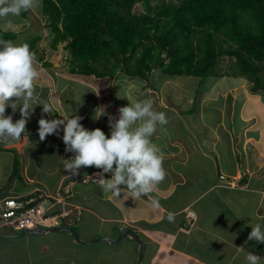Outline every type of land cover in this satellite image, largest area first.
<instances>
[{"label":"crops","instance_id":"0c3cea01","mask_svg":"<svg viewBox=\"0 0 264 264\" xmlns=\"http://www.w3.org/2000/svg\"><path fill=\"white\" fill-rule=\"evenodd\" d=\"M8 24L19 27L14 20ZM2 29L11 31L6 29L5 26ZM37 45L41 49L40 41ZM44 59L39 62L36 56V69L37 63L41 66ZM61 85L60 89L66 87L68 83L63 81ZM196 85L193 86L192 100L186 103L182 100L181 103L184 106L181 107V110L190 108L192 103L195 102V111L191 115H196L197 118L195 120L190 118L191 123L187 125L189 121L178 120L175 122L172 116L168 115V123L162 128L160 127L161 129H158L152 137L153 142L164 153L163 164L168 165H164L165 170L174 173L170 177L166 172L165 179L155 186L157 189L160 187L159 190H161L158 197L149 194L145 196L147 200L145 198H140L141 200L131 198L132 201H129L131 207L121 209L118 206L120 199L112 197V208L101 216L100 211L98 212L97 209L82 202L84 194L78 182L82 181L87 185L90 184L83 181L84 176L95 171L99 173V169L81 167L78 174L73 176L65 169H61L62 163H66L67 159L65 155L60 157L57 152L54 160L47 162L44 168L47 175H49V181L47 182L38 175L40 166L45 163L41 157L33 155L26 149L28 147L26 145L17 144L13 147H6L0 141V198L24 196L31 193L40 194L47 198L51 197L54 202H57L56 204L65 206L63 211L71 212L72 221L64 226L72 229L73 225L81 226L86 218L101 220L104 227H106L103 230L98 229L89 233L77 231L82 240L100 236L115 238L119 228L130 227L143 240L142 257L139 264L145 258L157 263L156 258L158 257L162 258L165 264H168L166 262L170 260H173L170 264H246L245 257L250 251L264 257V246L262 244H252L254 241L246 242L250 233L248 222L253 223L252 218H258L260 224L264 221V142L262 141L264 140L262 138L264 137V124L261 123V106L259 107L256 104L250 107V95L248 94V97H246L247 95L241 90L238 92L240 97L237 93L238 97L233 99L235 101L231 100L230 103H227L230 113L226 116L225 103L222 102L220 107L214 106L215 98H212L213 100H210L207 104L200 105V98L207 92L209 87L206 88L203 85L200 91L201 95L196 98L197 100L194 99L198 91ZM41 88H37L39 95L40 93L43 95L44 90ZM57 88L59 89L58 86ZM225 91H227V88L222 92ZM219 92V88L214 91L210 90L208 96L212 94L218 96ZM40 98L43 97L40 95ZM46 100L45 97L44 101ZM237 103L241 104L240 112H237L238 115L234 111ZM65 105H67L66 109L69 102H65ZM56 107L65 116L71 117L74 115H69L72 112L69 114L64 112L62 106ZM215 109H217V113L213 112ZM11 112L12 110L9 107L6 109L5 114H11ZM233 114H235V117L232 116ZM83 115L81 116L83 117ZM37 117L38 114L35 109L30 120L36 121ZM169 120L171 123H169ZM239 121H241L240 127ZM87 125L89 126L88 122ZM88 126L87 129H89ZM165 127L170 128V130H165ZM247 133L251 134L247 136ZM62 135L63 133H60L57 137L61 139ZM252 142L257 143L254 145ZM192 147H195L197 151L195 152ZM186 148H188V151H185L184 154L182 150H186ZM13 149L18 153V176H13L14 165L12 167L5 166V173L2 171L3 166H1L6 163L5 157L8 159L10 154L15 159ZM194 154L196 156H193ZM74 155L75 153H73V158ZM54 161L55 165H53ZM170 161L173 164L180 161V164L185 165V167L176 168L178 171H174L171 168L173 164H170ZM32 162H35V164H32ZM9 163L11 164V161ZM218 170L228 180L233 179V184L229 186L226 181H218ZM20 171L24 176L23 183H18V179H21ZM29 171L31 175H29ZM110 176V173L105 174L106 179ZM242 177H245L246 180L239 183ZM91 184L98 185L96 186V194L101 196L100 191L102 190L99 184L95 182ZM186 190L189 191L183 193ZM60 196L62 197L60 198ZM170 197L174 198L170 200ZM153 199L159 201L160 207L158 209L152 207L151 201ZM37 202H41L44 208H48L47 212L51 210L48 201L40 199ZM115 206H117V210L114 209ZM188 207L195 213L191 225L192 228H195L192 235L189 233L192 229L180 231L181 224H184L188 217L183 210ZM168 213L175 215L173 222L167 220ZM113 222L117 224L115 230ZM190 227L187 229H190ZM99 230L102 233H98ZM0 233L19 232L0 228ZM43 237L47 239L43 240ZM10 239L0 238V259L4 264L9 262V246L14 247V245L19 244L22 248L17 252L20 253L23 250L26 253L24 261L19 264H61L63 260L73 264H82L80 260L70 257L72 254L76 255L79 251L77 246L82 245L86 253L82 256H76L80 258L92 256V264H97L98 261H101L100 264H136L138 260V244L127 239H121L117 243L99 241L101 243L94 244V246L77 243L69 232H48L43 235H26L22 238ZM189 242H193V245L190 246ZM63 244L67 249L69 248L66 256H64ZM32 255L44 256L48 260L36 261L37 256L31 257ZM28 257L30 258L28 259ZM260 264H264V259L261 260Z\"/></svg>","mask_w":264,"mask_h":264},{"label":"trees","instance_id":"16d2710c","mask_svg":"<svg viewBox=\"0 0 264 264\" xmlns=\"http://www.w3.org/2000/svg\"><path fill=\"white\" fill-rule=\"evenodd\" d=\"M40 1L38 12L43 22L36 26L39 29L33 32L31 26L33 30L6 31L0 22V40L23 44L32 38L30 49L42 62L45 50L37 43L42 39L40 30L47 28L50 49L56 50L63 43L68 53L70 75L110 79L119 74L139 78L147 85L152 77L161 85L165 79L185 76L194 77L197 88L205 84L210 87L212 78L226 74L220 66L221 57L227 56L234 58L228 65L230 74L251 82L253 93L264 92L260 77L264 70V0ZM137 3L142 5L138 12L134 10ZM29 13L23 12L15 23L29 18ZM194 111L195 102L181 113ZM17 163L15 159L13 176L18 174ZM245 180L242 177L239 183ZM30 197L35 200L27 206L43 199L36 193L21 198ZM47 200L54 202L51 197ZM64 207L56 204L49 213H59ZM113 223L115 230L117 224ZM61 264L71 262L63 260Z\"/></svg>","mask_w":264,"mask_h":264},{"label":"clouds","instance_id":"9594fccd","mask_svg":"<svg viewBox=\"0 0 264 264\" xmlns=\"http://www.w3.org/2000/svg\"><path fill=\"white\" fill-rule=\"evenodd\" d=\"M38 2L39 0H0V20L19 17L23 12L37 7ZM6 28L15 30V26L11 24H7ZM35 60V52L27 43L14 44L0 40V141L6 147L27 145L30 142L26 124L36 106L42 105V112L49 115L53 111L52 106L41 99L37 92L35 81L39 72L35 67ZM226 75L239 77L230 73L222 76ZM125 97L129 104L118 109V118L108 116L110 135H106L100 128H85L80 123L82 117L79 115L63 116L60 119L41 116L37 132L40 141H44L48 135H59L62 131L65 151L75 153L74 158L67 159L65 163V170L71 175H77L81 167H95L100 170L99 187L103 192L120 195L122 189H126L131 198L139 199L151 194L155 186L166 177L164 153L153 142L152 137L157 128L166 125L168 120L164 112L154 110L151 99L130 100ZM9 107L12 113L6 115ZM17 109L20 118L13 121V114ZM106 114L105 107H97L92 119L99 120ZM217 172L218 181H227L229 186L233 184V179L228 180L219 170ZM109 173L111 176L106 179L105 174ZM10 197L23 196H5L0 200ZM42 200L48 201L44 196ZM151 205L155 209L160 207L157 199H153ZM185 213L188 222L194 220V212L186 210ZM166 218L173 222L175 215L168 213ZM248 223L251 231L246 242L264 244V225L257 223L253 226L250 221ZM21 230L23 229L16 231L20 233ZM262 259L264 257L252 251L245 257L246 264H260Z\"/></svg>","mask_w":264,"mask_h":264},{"label":"rangeland","instance_id":"374dc122","mask_svg":"<svg viewBox=\"0 0 264 264\" xmlns=\"http://www.w3.org/2000/svg\"><path fill=\"white\" fill-rule=\"evenodd\" d=\"M41 1L39 0L38 6L30 10V13L28 14L29 18H24L21 20L20 23H18L19 27H15V30H11L6 28V25L10 23L12 20H15L17 17H9L3 20H0V22H3V26H5L6 29L18 32V31H25L30 27V29L34 31L36 29H39L36 27L38 24L40 25L43 20L41 16L39 15V3ZM135 11H140L142 10V5L140 3L135 4L134 6ZM13 24V23H12ZM33 28H32V27ZM32 32V33H33ZM42 40L41 42V50H45V53L43 55L44 61L43 63L40 64L37 63V71H39V76L37 80L35 81V84L37 88L42 87L41 89L43 91V95L40 93V95L47 100L45 101L46 103H49L52 106L53 111L49 114L43 113L42 112V105H38L35 107L36 112L38 114L37 120H28L26 124V129L29 132V140L30 142L26 145L28 146L26 149L29 150L33 155H38L41 157L43 161H45L44 164L40 166V170L38 171V175H40L41 179H45L47 182L49 181V175L45 172V167L47 162L53 161L54 156H56L57 152L59 153L60 157H63L64 155L66 156V159H72L73 158V153L72 152H66L65 151V145L62 142V139L58 138L57 135H48L44 141H40L39 136H38V120L43 116L46 119H60L61 117L65 116L62 114L56 106H62V109L64 112H67L69 115H87L86 117L83 115L82 119L80 120V123L87 128V122L89 124V130L90 129H95V128H100L105 132L106 135H110V128L108 124V116L111 115L114 118H118L119 112L118 109L122 106H126L129 104L128 99L125 97L127 96L130 100H141V99H151L153 101V108L156 111L159 112H164L166 116L170 115L172 118L177 122L178 120L183 121L185 120L188 122L187 125L191 123L190 118L192 120H195L197 118L196 115H183L181 113V107L184 106L182 100H184V103L190 102L192 100L191 95H192V90H194V85L196 84L195 78L194 77H185V76H180L179 78L175 79H165L162 81L161 85H159V79L158 78H151V83L146 84L145 81L139 79V78H130L127 76L119 75L117 74L113 78L107 79V78H92V77H80L77 75H70V73L67 70V62H68V53L67 51L62 48V44H58L56 47V50H51L50 49V37H49V30L47 28H42ZM30 32V34H32ZM47 35H46V34ZM29 34V35H30ZM45 34V35H44ZM27 35V34H26ZM21 37H18L20 40ZM23 40V39H22ZM21 40V41H22ZM20 41V42H21ZM32 41V38H28L25 40L23 43H29ZM36 55V54H35ZM221 68L223 72L226 73H231V69H227L228 65L233 64L234 61L230 60L227 56H222L221 57ZM47 62V63H45ZM50 64V65H49ZM227 69V70H226ZM41 70V71H40ZM222 73V71H221ZM224 75V74H222ZM260 77L264 81V70L260 72ZM48 81V83H47ZM63 81H66L68 85L64 88L60 87L62 86L59 83H63ZM42 84V85H41ZM48 84V86H47ZM159 85V86H158ZM59 87V89L57 88ZM153 86H155L153 88ZM158 86V88H156ZM206 88V84L204 85ZM252 86V83L249 82L247 79L243 77H231L230 75L226 76H219V79H214L212 78V84L209 88H207V92L203 94V96L200 98V105L202 104H207L210 100H213L212 98H215V103L213 104L214 106H221V103H225V111H226V116L229 115L230 111L228 110V105L227 103H230L231 100L234 98L238 97V91L243 90L244 94H246L248 97V94L250 95L249 98L251 100V103L249 104L250 107L255 106L256 104L260 107L261 106V123L264 124V92L259 91L257 93H253L250 88ZM215 87V88H213ZM230 87V89H228ZM57 88V89H56ZM219 88L220 92L217 94H212L211 96H208V94L211 91L217 90ZM225 88H227V91L222 92ZM56 89V90H55ZM54 91L55 93H51ZM174 91V92H173ZM200 91H201V86L200 88L198 87V91L194 97L195 100L198 98L197 96H200ZM238 93V94H237ZM177 97V98H176ZM240 97V94H239ZM41 98V99H43ZM229 98V99H228ZM43 99V100H44ZM193 99V100H194ZM115 100H118L122 103V106L120 104H117ZM65 102H69L68 107L65 109L67 105L64 106ZM176 102V103H173ZM220 102V103H218ZM177 105V106H174ZM240 105V106H239ZM103 106L106 109V115H103L100 117L99 120H93L92 117L94 115V112L97 107ZM234 111L236 112V115H238L237 112L239 111V108L241 107V104L235 105ZM87 109V110H86ZM220 110V109H218ZM217 113V109L213 111ZM12 113V112H11ZM232 116L235 117V114ZM19 109L13 114V121L16 119H19ZM238 118V117H237ZM238 120V119H237ZM169 123L171 121L169 120ZM241 121H239V127L241 126ZM194 126V125H193ZM162 128V127H161ZM160 127L157 128L161 129ZM170 130V128L165 127V130ZM160 132V130H159ZM62 133V131L60 132ZM251 133H247V136L250 135ZM60 137V136H59ZM264 138V137H262ZM264 142V140H262ZM254 145L257 142H252ZM174 144V142H173ZM171 145V144H170ZM172 146V145H171ZM173 147V146H172ZM192 149L196 152V148L192 147ZM14 150V151H13ZM15 153V159L18 160V153L13 149ZM183 153L185 154V151H188V148L186 150H182ZM190 156V154H189ZM193 156H196L194 154ZM202 157L204 158V155L202 154ZM57 158V157H56ZM13 156H11L8 159L5 157V164L3 163L1 166H3L2 171L5 173L6 168L5 166L9 167L13 165V162L15 161ZM193 159V158H192ZM202 159V158H201ZM49 160V161H48ZM11 161V164L9 163ZM164 163V161H163ZM170 164H173V162H169ZM32 164H35V162H32ZM55 165V161L53 163ZM168 166L166 164H163V167ZM185 165H181L180 161L174 163L172 165V170L178 171L176 168H183ZM22 168V167H21ZM61 169H65V163H62ZM60 169V170H61ZM59 171V170H58ZM57 171V172H58ZM166 172L168 175L171 177L172 174L171 171L169 172L166 169ZM31 172L29 171V175ZM18 176V175H16ZM20 176L21 179L17 177L18 183H23L24 182V176L22 175V172L20 171ZM26 176V175H25ZM13 178V177H12ZM11 178V179H12ZM23 178V179H22ZM21 180V181H20ZM79 184L81 185V191L84 194V200L82 201L85 203V205L92 206L93 208L97 209L98 212L100 211L101 216H103L105 213L109 212L110 209L112 208V197L116 199H120L118 202L119 209L121 208H130L131 206L129 205V201L131 200L130 193L128 194V191L126 189H122V193L120 195H113L112 193H105L103 191H100V195L98 196L96 194V186L95 184H82L81 181H78ZM227 183V181H226ZM160 187L154 188L153 192L151 193L154 197H158L160 195L161 190H159ZM189 190L184 191L183 193L188 192ZM182 193V194H183ZM90 194V195H89ZM82 196V195H81ZM128 197V198H127ZM141 198H145L141 197ZM174 197H170V200H172ZM133 199V198H132ZM140 199V198H139ZM146 199V198H145ZM115 200V199H114ZM137 200V199H135ZM141 200V199H140ZM147 200V199H146ZM167 201V200H165ZM99 205V206H98ZM98 206V208H97ZM254 222L252 225L254 226L255 224L258 223V218H252ZM257 221V222H256ZM195 224V223H194ZM264 225V221L262 223ZM189 224L188 220L185 221L184 224H181L180 231H187L191 230L189 233L190 235L193 234L195 228ZM190 227V229H187ZM249 227V226H247ZM4 229H9L6 227H1ZM106 228L104 227L103 223L101 220L98 218H86L84 220V223L81 226L78 225H73V229L75 231H85L86 233L89 232H94L98 229ZM10 230V229H9ZM251 231V226L249 227V232ZM98 233H102V231H97ZM53 236V235H52ZM39 239V238H38ZM47 238L43 237V240H46ZM36 240V239H34ZM101 242H94L90 243L89 246L94 244H99ZM252 244H256L254 241ZM189 245L192 246L193 242H189ZM264 246V244H262ZM79 247V248H78ZM20 248H22L19 245H14V247L9 246L8 248V264H19L24 261V257L26 256V253L21 250V252H17ZM64 248V256L67 255L68 249L65 247L63 244ZM78 250L76 255H83L86 252L84 251L83 245L82 246H77ZM66 252V253H65ZM71 253V252H70ZM74 254L70 255L71 258H75L76 260H80L82 264H92L93 257H83L80 258ZM37 255H32L31 257H36ZM157 254L155 255V257ZM30 257H28L29 259ZM46 261L48 259H45L44 256L36 258V261ZM75 260V261H76ZM157 263L160 264H165V261L158 257L156 258ZM173 260L167 261L166 263L170 264ZM101 261H98L97 264H100ZM153 260H143L141 264H157ZM0 264H4L3 261L0 259ZM71 264H73L71 262Z\"/></svg>","mask_w":264,"mask_h":264},{"label":"built area","instance_id":"2783aa9c","mask_svg":"<svg viewBox=\"0 0 264 264\" xmlns=\"http://www.w3.org/2000/svg\"><path fill=\"white\" fill-rule=\"evenodd\" d=\"M33 199H22L21 197H10L0 200V226L12 229H25L35 227H49L63 222L68 215L66 211L49 213L41 203L27 206ZM46 201V200H44ZM57 202L49 203L52 208ZM193 216V214L191 213Z\"/></svg>","mask_w":264,"mask_h":264},{"label":"water","instance_id":"95a60500","mask_svg":"<svg viewBox=\"0 0 264 264\" xmlns=\"http://www.w3.org/2000/svg\"><path fill=\"white\" fill-rule=\"evenodd\" d=\"M48 232H56V233H65L69 232L75 239V241L79 244H90L99 241H108L111 243H117L121 239L132 240L133 242L138 244V260L136 264H139L142 257V247H143V240L141 239L140 235L133 231L130 227L124 226L118 229L117 237L112 238L109 236H100L96 238H91L89 240H82L80 239V235L77 231L72 229L71 227H65L64 225H57L51 227H37V228H26L21 230L20 233H0V238H22L26 235H43Z\"/></svg>","mask_w":264,"mask_h":264},{"label":"bare ground","instance_id":"6f19581e","mask_svg":"<svg viewBox=\"0 0 264 264\" xmlns=\"http://www.w3.org/2000/svg\"><path fill=\"white\" fill-rule=\"evenodd\" d=\"M46 63V62H45ZM50 65V64H49ZM53 93H55L54 91H53ZM97 171H95V172H92V173H89V174H87L86 176H84V178H83V181L84 182H88V183H99V176H98V173H96ZM234 186V185H233ZM237 186V185H236ZM66 193H67V190L65 191ZM62 196H60V198H61ZM63 199H64V197H63ZM32 202V201H31ZM38 203H41V202H36L35 204H33V205H30V206H34V205H37ZM42 204V203H41ZM29 206V207H30ZM43 206V205H42ZM186 210H188L189 212H193V210H191V208H186V209H184L183 211H186ZM71 212H68V215L66 216V218L63 220V222H58L57 223V225H66V224H68L69 222H71L72 221V217H71ZM78 219V218H77ZM189 224L190 225H192L193 224V221H189ZM56 224L55 225H52V226H57ZM49 227H51V226H49ZM35 228H37V227H35ZM41 228H44V227H41ZM47 228V227H46Z\"/></svg>","mask_w":264,"mask_h":264}]
</instances>
